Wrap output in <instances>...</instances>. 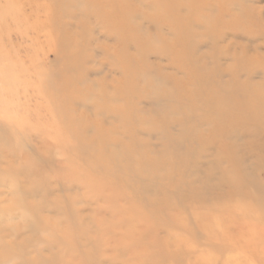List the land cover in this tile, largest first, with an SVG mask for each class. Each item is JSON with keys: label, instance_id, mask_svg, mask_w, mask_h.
I'll return each mask as SVG.
<instances>
[{"label": "rangeland", "instance_id": "obj_1", "mask_svg": "<svg viewBox=\"0 0 264 264\" xmlns=\"http://www.w3.org/2000/svg\"><path fill=\"white\" fill-rule=\"evenodd\" d=\"M191 1L0 0V264H264V33Z\"/></svg>", "mask_w": 264, "mask_h": 264}, {"label": "bare ground", "instance_id": "obj_2", "mask_svg": "<svg viewBox=\"0 0 264 264\" xmlns=\"http://www.w3.org/2000/svg\"><path fill=\"white\" fill-rule=\"evenodd\" d=\"M179 1H184V0H174L175 3L172 4L171 6H168L165 9V12L166 13H168V12L176 13V11H178V9L180 8V5H179L180 2ZM200 1L201 0H199V1L192 0L191 2L193 4H196V3L200 2ZM255 1L256 0H239V1L238 0H236V1H232V0H217L216 2L218 4V12H220L219 17H222L224 14L233 15L235 18L239 19L243 25H249L248 23H251V28H252V26L258 27L259 28V32L257 34L261 35V34L264 33V25H263V27H259L260 25H255V23L257 21H259V19L261 20V10H260L259 6H255L256 5ZM245 4L249 5V6H247V7H249V11L245 12V14H243V15L242 14L239 15V14H234L233 13V11L235 9H239V7L241 5H245ZM219 17H218V19H216L214 27H216V28H220L221 27V28H225V29H229V30L235 31L234 27L238 26V24H235V22L227 23V22L223 21L222 18H219ZM178 21H179V19L178 20L176 19V22H178ZM164 42H166V41L164 40Z\"/></svg>", "mask_w": 264, "mask_h": 264}]
</instances>
